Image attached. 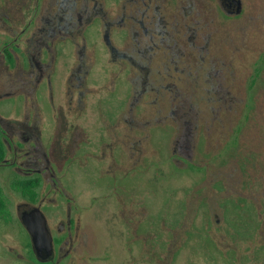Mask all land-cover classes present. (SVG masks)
I'll list each match as a JSON object with an SVG mask.
<instances>
[{"label": "rangeland", "instance_id": "1", "mask_svg": "<svg viewBox=\"0 0 264 264\" xmlns=\"http://www.w3.org/2000/svg\"><path fill=\"white\" fill-rule=\"evenodd\" d=\"M16 1L18 10L26 12L28 16L34 0H24L26 4L22 7H19L20 0ZM58 1L60 5L70 3V0ZM98 1L109 15L118 13L119 9L122 10L118 0ZM242 2L244 10L237 15L225 14L220 9V0L124 2L126 12H133L137 17L133 22L138 35L130 39L140 41L143 45L150 41V31L148 28L146 33L140 21L144 20L146 27L150 25V18L146 16L153 13L155 6L165 15L168 29L174 31V41L179 42L181 47V52L174 53L177 56L169 57L172 73L169 82L175 80V85L171 89L174 90L173 87L180 89L184 98L182 97L180 101L177 98L175 100L171 90L165 91V95L151 93L148 89L141 97L135 94L137 101L135 105L138 106L121 115L117 120L121 130L116 129L119 137L128 138L129 145L133 148V151L131 148L130 151H123L120 154L124 169L135 163L132 161L137 160L139 164L127 175L122 172H116L115 175L106 172L108 168L106 161L99 162L96 155L103 150L100 149L101 141L107 138L97 139L94 132L95 128L99 127L98 122L101 124L99 118L102 122L115 123L118 112L125 109L127 95L125 97L124 94L128 93L125 80L127 70L117 79L113 89L92 95V104H95L86 107L87 112L79 119L86 120L85 132L75 131L71 133V137L64 140L63 135L66 133L65 130H61L57 137L52 139L48 147L49 157L57 165L56 169L60 174L67 172L66 182L71 187L74 186V192L85 188L86 196L99 197L93 199V203L83 214L86 219L83 224L86 244L98 248L92 251L91 255L87 254L84 264H237V260L231 254L226 258L222 253H217L223 250L222 246L225 243L234 241L231 237L236 239L238 246L247 250L250 247L255 255L251 261L244 256L241 257V264H264V249L256 245L260 235L264 240V225L253 230L252 219L247 218L242 225L246 227L245 232L232 218L233 212H236L234 206L238 200L244 201L243 199L233 197V200L226 199L225 203L222 201L231 218V221L227 219V224H232L231 237L225 230L214 232L213 236L209 235L203 219L199 216L186 232L184 227H181L185 220L179 221L183 220L182 207L187 206L191 213L196 203L193 197H198L205 191L204 186L211 185L209 182L213 176L218 177L215 181H219L226 188L231 184L242 185L243 178L245 182L243 186L247 192H251L249 195L255 202H258L257 196L264 194V0ZM98 26V19L89 25L86 32L88 41L93 43L91 35H97L95 31ZM179 30L182 32L180 36ZM123 32L124 29H119V34ZM110 37L115 43V28L111 29ZM99 47L102 50V62L96 63L91 70L86 81L90 87H97L100 84V81L94 83L96 78L101 77L95 71L106 69L107 72L108 68L117 71L112 64L113 60L109 58L110 62L107 59L108 54H104L102 48L105 46L102 40L98 43ZM59 48L62 53L56 60V72L51 77V89L47 81L43 80L39 101L46 120L50 119L46 125L51 123L52 113L56 108L59 121L66 126L68 119L63 111L68 68L65 63L70 61L71 56L68 54L72 53L73 47L71 42H67L61 43ZM68 56L69 58L65 60ZM156 57L159 63V56ZM106 76L104 80H108L109 76ZM149 80L150 77L146 87ZM138 84L141 82L138 81L137 86ZM114 98L118 100L113 105L110 100ZM181 102H184L185 110L179 109ZM24 106L22 95H8L2 97L0 101V110L3 114L22 113ZM146 119H150L147 123L152 124L146 125L144 123ZM85 137L86 147H83ZM85 149L86 154L83 155ZM104 149H107L106 146ZM63 154L68 156L66 161L70 165L68 171L63 167L65 162V159H62ZM188 158L195 164L203 166L204 172L200 176L202 181L197 177L201 168L194 166ZM179 161L184 165H179ZM141 163H144L142 167ZM137 180L134 186L131 185L133 193L128 197L129 191H124L123 184L130 185ZM200 181L204 186H200ZM118 198L131 204L135 214L136 211L139 212L135 219L128 222L129 224H122L123 230L128 234L125 236L122 234L124 238L118 233L119 226L112 222H115V218L120 220L122 218L120 215L124 218L130 216L131 211L125 209L121 212V204L113 203L115 212L112 213L114 219H110L112 222L103 215L101 220L96 221L94 212L92 214L93 208L107 204L108 199L116 202ZM141 209L144 210L140 212ZM216 217L219 215L213 210L212 223L216 222ZM255 225H258L257 220ZM130 226L135 227V233H132ZM252 230L254 235L251 243L254 244L250 246L241 239L242 235L249 234ZM234 233L240 238L234 237ZM170 237L171 240H167ZM127 242L132 243L135 246L133 248L139 247L138 251L136 249L128 251L129 248H125V244L130 247V243ZM177 244L180 245L173 254L174 249L171 248H175ZM116 248H119L118 251Z\"/></svg>", "mask_w": 264, "mask_h": 264}, {"label": "flooded vegetation", "instance_id": "2", "mask_svg": "<svg viewBox=\"0 0 264 264\" xmlns=\"http://www.w3.org/2000/svg\"><path fill=\"white\" fill-rule=\"evenodd\" d=\"M118 1L122 10L119 9L118 13L109 15L98 0H70L67 5H60L58 0H34L32 9L27 16L26 12L18 10L16 0H0V101L2 97L8 95H22L25 104L22 113L3 114L0 110V264H84L85 257H88L87 254L91 255L92 251L98 249L86 244V232L83 227L86 219L83 214L85 209L91 206L93 199H99V197L86 196L85 188L77 189L74 192V186L71 187L66 182L67 172L63 175L60 174L56 169L57 165L52 162L48 154V147L53 141L52 139L56 138L61 130H65L66 133L63 135L64 140L71 137V133L75 131L84 130L85 132L86 120L79 121V119L87 112L86 107L95 104H92V95L100 94L103 90L113 89L117 79L122 76L123 71L127 70L125 80L128 93L124 94L125 97L127 95L125 109L120 111L118 107L120 113L118 112L115 117V123L113 121L102 122L99 118L100 128H95L94 131L97 139L98 137L107 138L101 141L102 148L100 149L103 150L96 155V158L102 163L106 161L108 166L106 172L111 175H115L116 172L127 175L139 165L137 160L132 161L135 163L124 169L120 154L123 151H130L132 145H129L128 138H121L116 133L117 128L121 130L117 123L121 115L138 106L135 105L137 102L135 94L141 97L146 94L148 89L151 93L158 92L159 95H165V91L171 90L175 100L177 98L180 101L182 97L184 98L180 89L175 87H173L174 90L171 89L175 85V80L172 83L169 82V76L172 75L169 57L181 52V47L179 42L174 41V31L168 29L165 15L160 13L155 6L153 13L146 16L150 18V25L146 27L144 20L140 21L146 33H148V28L150 31V41L147 45H143L140 41L135 42L130 39L134 35H138L137 27L134 28L133 22L137 17L135 13H127L125 9L124 2L130 0ZM25 4L24 0L19 1V7L25 6ZM220 6V9L228 15H237L244 10L242 0H220ZM96 19L99 21V26L95 31L97 35H91L94 39L92 43L88 41L86 32L89 25ZM112 28H115V43L110 37ZM119 29H124L125 32L119 34ZM178 35H182L180 30ZM100 40L105 46L102 48L104 54H108L107 59L113 60L112 64L117 71L110 68L107 72L106 69L95 71L101 77L100 79L96 78L94 83L100 81V84L97 87H90L86 81L93 66L101 61L102 50L100 47L98 48ZM67 42H71L73 47L72 53L68 54L71 57L68 56L65 59H70L65 63L68 69L65 83V111H63V114L66 113L68 123L65 126L62 121H59L58 111L56 112L55 108L51 123L46 125L47 120L50 119L46 120L39 101L40 86L42 81L46 80L49 89H51V77L56 72V60L62 53L59 48L60 44ZM155 55L159 56V63L158 57ZM104 76L108 80H104ZM149 77L150 80L146 87ZM155 77L158 79L156 80ZM138 81L141 84L137 86ZM87 96L89 100H86ZM116 100L118 99L114 98L110 101L114 105ZM180 106L179 109H186L184 102H181ZM124 118L127 119V117ZM148 120L150 119H146L144 122L146 125L151 123H147ZM175 129L178 131V128L175 127ZM87 135L88 133H86V137ZM175 135L178 134L175 133ZM86 137L82 143L83 147H86ZM105 146L107 149H104ZM82 154H86V149ZM62 159H65L63 167L68 171L70 166L66 162L68 156L63 154ZM189 161L194 166L201 168L197 174V177L201 179L200 176L204 172L203 166L195 164L190 159ZM140 165L142 167L144 163ZM179 165L184 164L180 162ZM115 168L117 169L115 170ZM141 176L143 175L141 174ZM216 178L218 177L210 178V186H204L203 182L201 183L203 179H201L200 186H204L206 189L198 197L193 195L196 203L191 213L187 206L182 207L183 220L179 221L184 222L185 220L181 226L184 227V231L186 232L195 218L199 216L203 219V224L209 235L213 236L214 232L225 230L231 237L232 224H227V219L231 221V218L223 202L226 199L233 200V197L244 200H238L236 205L233 203L236 212H233L232 218L236 220L235 223L237 222L241 228L245 220L249 218L248 220L252 219L253 230L263 227L264 194L261 193L260 196H257L258 202H255L249 195L251 192H247L244 188L243 178L241 179L242 185L231 184L227 188L225 186L224 188L219 181H215ZM133 182L130 185L123 182L125 184L122 188L125 192L129 191L128 197L133 193V186L138 180ZM89 198H91L90 201H87L86 199ZM106 202V206L100 204L99 208H93L92 214L94 212L95 220H101L103 215L112 222L110 219L113 218L112 213L115 212L112 205L120 203L121 212L127 209L132 214L126 218L120 215L122 217L120 220L113 218L115 222L112 223L119 226L118 233L121 236L122 234L128 235L123 230L122 224H129L128 222L135 219L139 212L136 211L135 214L134 207L123 202L121 198H118L116 202L111 199ZM143 210L141 209L140 212ZM213 210L219 215L215 218V223H212ZM255 220L258 221V225H255ZM130 228L132 233H135V227L130 226ZM242 229L246 232L245 226ZM253 230L249 234L242 235L243 240L241 239V241H246L250 246L254 244L251 243L254 235ZM137 231L139 232V228ZM139 235L141 234L139 233ZM246 235L248 236L246 237ZM233 236L240 238L236 233ZM122 238L124 237L122 236ZM231 239L234 241L225 243L222 246L223 250L221 249L217 253H222V256L224 255L226 258L229 256L228 254H231L237 260V264H241L243 256L251 261L254 255L252 249L250 247L248 250L242 248L238 246L235 238L231 237ZM167 240H171V237ZM238 243L240 244L239 241ZM179 245L171 248L174 249L173 254ZM256 245L264 249V240L261 235ZM126 247L129 248L128 251L135 249L138 251L139 248H133L135 246L132 243H130V247L125 244ZM118 249L116 248L117 251ZM134 257L133 255L132 258Z\"/></svg>", "mask_w": 264, "mask_h": 264}, {"label": "water", "instance_id": "3", "mask_svg": "<svg viewBox=\"0 0 264 264\" xmlns=\"http://www.w3.org/2000/svg\"><path fill=\"white\" fill-rule=\"evenodd\" d=\"M29 227V226H28Z\"/></svg>", "mask_w": 264, "mask_h": 264}]
</instances>
